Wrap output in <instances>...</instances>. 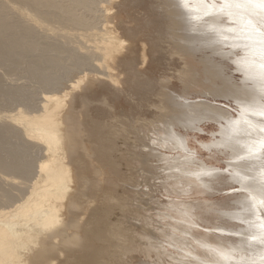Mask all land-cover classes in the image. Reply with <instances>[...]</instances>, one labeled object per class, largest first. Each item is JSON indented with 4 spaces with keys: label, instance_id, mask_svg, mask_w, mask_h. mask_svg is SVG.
Here are the masks:
<instances>
[{
    "label": "bare ground",
    "instance_id": "bare-ground-1",
    "mask_svg": "<svg viewBox=\"0 0 264 264\" xmlns=\"http://www.w3.org/2000/svg\"><path fill=\"white\" fill-rule=\"evenodd\" d=\"M138 1L0 0V264H119L131 255L148 257L170 247L178 253L175 261L186 252L208 259L209 253L197 248L193 240L217 245L212 254L223 264H264V245L259 244H264V211L257 209L258 214L253 215L243 200L245 193L259 192L264 185V133L259 131L264 100L259 96L238 100L239 119L233 117L218 128L216 140L204 146L230 154L226 167L231 173L226 182L242 190L232 207L218 212L220 220L229 225L213 227L232 234V239L216 236L211 240L196 229L185 236L184 222L192 216L204 222L196 205L183 201L170 202L166 208L162 205L161 221L168 218L175 225L170 232L164 227L153 228L143 215L140 225L135 222L127 227L117 218L123 214L138 217L153 209L146 208L145 198L137 196L139 190L132 185L131 176L121 186L126 176L120 158L129 156L127 164L142 170L151 168L157 158L142 150L141 138H133L145 124L134 120L137 128L130 134L115 128L124 122L111 116V100L127 96L138 100L137 107L144 106V99L157 87L154 82L146 87L140 77L150 51L158 53L159 59L175 51L184 63L201 54L204 72L220 81L209 93L218 91L224 76L221 64L209 58L219 57L215 45L206 36L190 34L182 18L172 17L169 0H155L159 10L152 17L165 19L159 24L168 30L164 35L169 42L149 35L148 48V36L140 39L138 67L136 52L128 44L135 40L130 28L121 23L125 34L121 35L114 22V14L119 15L114 11L116 4L118 8L131 7ZM95 4L98 10L87 17V9ZM190 11L196 19L203 15L200 8ZM63 55L67 59L64 81L52 72L59 68ZM188 72L193 74L188 67L179 74L183 82L192 79ZM5 75H27L41 82V91L36 97L24 84L4 83ZM94 85L107 89L100 92L107 98L89 99L86 92L95 91ZM178 98L173 93L166 96L171 105L161 107L159 120L169 117L190 166L186 176L162 174L160 187L167 193L190 195L211 189L221 175L205 162H193L189 143L176 128H197L199 121L189 117V102ZM105 117L114 130L107 129ZM208 172L212 174L205 175Z\"/></svg>",
    "mask_w": 264,
    "mask_h": 264
},
{
    "label": "rangeland",
    "instance_id": "rangeland-1",
    "mask_svg": "<svg viewBox=\"0 0 264 264\" xmlns=\"http://www.w3.org/2000/svg\"><path fill=\"white\" fill-rule=\"evenodd\" d=\"M96 5L98 4L92 5V8L87 9L85 14L87 17L90 16L93 17V13L98 10V8L94 7ZM156 6L157 3L155 2V0H140L131 7L126 6L123 8H118L117 4L114 6V11L119 14V15L114 14L115 15L114 22L116 24L118 31L120 32L121 35H125L123 28L121 26V23H123L125 24V26H128L130 28L132 37L135 38V40H129L128 44L131 47H133V50L136 52V56L138 57V61H137L138 67L141 66L140 56L142 50L139 47L140 39L145 40L144 36H148V40L146 41L148 48L150 46L149 35L153 38L161 37L166 42H169L167 34L164 35V33H166L168 30L162 28L159 24L160 21H165V19L160 20V18H152L155 17L154 12L159 10V8H156ZM88 10L91 12H88ZM166 46L167 44H165V49L168 50ZM174 53L175 51L172 52V56L168 55L170 53H167L164 55V58L159 59L158 53L154 52L152 54V51L149 52L148 61L146 62L147 65L142 68L140 77L141 79H143V82L145 83L146 87L151 82H154L155 86L157 87L154 91L150 93L149 96H147L144 99V106L137 107L138 100L128 99L127 96L125 97L120 96V98L111 100L110 103V106L112 108L111 116L116 115L120 120L124 122L123 125L124 127L121 125H115L116 126L115 128H117L119 132L123 130H127L128 134L133 132L137 128L136 125L133 124L134 120H137L141 126L142 124L147 125L149 123L158 121L160 119V115L163 114V109H161V107L171 105L169 101L166 100V96L169 94L171 95V93H173L174 96L179 97L178 101H182L185 98L187 103V101L189 102V100L187 99L188 97H191L196 94H203L204 92H210L209 89H213L218 83H220L219 79L215 80L213 79L211 74L204 72L206 71L204 70L205 69L204 63L200 62L202 56L201 54H197V56L194 57L191 61L189 60L186 61V63H184L178 60ZM206 55H210V54L207 53ZM209 58H211V62L213 63L217 62L218 64H221V69L224 72L223 74L225 75V63L221 61L220 57L211 56ZM61 59L62 60L61 63L59 64V68L57 70H53L52 72L56 76L60 77L62 81H64V79H67V75L65 73L66 71L65 64L67 59L65 55H63ZM186 67L192 69L193 74L188 72L187 73L188 75L190 76L192 75L191 77L192 79L190 81L183 82L179 74L181 72H186ZM143 71L145 72L143 73ZM0 72L2 73L3 71L0 70ZM3 81L4 83L12 84V85L24 84L27 89L35 92L34 93L35 96L38 95L41 91V82L36 81L34 79L32 80L27 75H21V76L5 75L3 77ZM186 85H189V87H185ZM101 86L104 87L103 85ZM94 87H95V91L86 92V95L89 96V99L94 101L99 97L107 98L104 94L100 93L102 91L107 92L106 91L107 89L103 90V88H100L97 85H94ZM37 103L38 101H36V105ZM77 106H78L77 110H80L81 105L78 104ZM89 106H94V105L90 104ZM93 116L95 117L94 112H93ZM96 118H98V115L96 116ZM105 121L108 124L107 129L114 130V127L112 126V123H110L109 118L105 117ZM144 127L138 129L139 130L138 135L134 134L133 136L134 140H137L139 138L143 140L141 132ZM176 129L179 130L183 136L192 135L190 132L186 133L184 127L182 126H179ZM217 129L218 128L215 125L207 126V130L212 132L213 139L211 140V142L214 141V139L216 140L214 136L217 132ZM115 133L118 134L117 132ZM117 136L119 138V134ZM196 139H199L201 141H208L209 137L206 135H202L197 137ZM136 143L138 142L136 141ZM187 143H189L190 151L193 147H196L195 143L191 141ZM134 144L135 142L133 143V145ZM210 154H215V159L205 161V163L207 164L206 166H210L213 168L219 167L221 170L227 168L228 174H222L220 176L221 177L220 179L214 181L211 185V189H207L206 187L203 189H199L198 191L191 192L190 195L186 193H181L178 195L175 193L174 194L167 193L166 191H164L160 187V185H162L161 176L162 174H165V172L167 171L162 172L160 169L163 167V165L157 163L156 161L152 163L151 168L142 170V168L138 167L137 165L129 166L127 164L126 160L129 158V156L126 155L122 159L120 158V163H119L120 169H122V172L126 176V179H123L122 181L123 183H121V186L127 184L124 182L128 180L131 176L132 180L130 179V181H133L132 185H135L134 186V188L136 187L135 190H139V194L137 196L142 197L143 199L145 198L144 202H147V205H145V207L147 206L146 208L152 206L153 209L152 211H150L151 209L148 208L146 210L147 212L141 211L142 212V213L140 212L141 215L138 217L136 216L137 218L135 217L134 214H129V215L123 214L121 216H118L117 218H119L120 221L124 224V226L127 227L130 224H135V222H136L135 225H140L143 222V219L141 217L143 215L145 218H148L153 228L160 229V227H164L166 232H170L174 224L171 223V220L168 218L162 221L161 220L157 221L155 219L156 213L163 211L161 210L162 205L169 206L168 204L170 202L172 203L175 201L176 202L183 201L188 204L192 203L196 205V207L198 208L197 211L198 214L202 215L204 223H202L199 220L196 221L198 225L196 232H199L206 237L208 236L211 240L212 238L216 239V236L218 237V239H224V240L232 239L233 237L232 234L226 232L221 233L219 232V230L213 229V227H219L222 225L227 227L229 225L228 223H225L223 220H220L219 218L220 216L218 215V212H221V210H224L225 208L232 207L237 200V196L241 192L232 193V189L235 188V186L227 184L226 182L227 176L231 173V169L226 167L227 162L229 160L226 158L227 155L221 152L218 153L214 149L206 150L205 148L204 151L201 152L199 155L201 158H203L205 156H209ZM220 154H224V155H220ZM146 172L148 173L146 174ZM123 192L125 193V190H123ZM146 197H151V198L150 200L148 198L147 200L149 201H146ZM150 202L151 204H149ZM134 219H138V220H134ZM128 222L129 224H127ZM210 230H211L210 235H206V233H209ZM156 242L160 243V240L157 239ZM259 244L264 245L261 242ZM108 246L114 247V245H108ZM159 251L160 254H151L148 257L144 256L143 254L137 253L131 255V257H129L130 259L127 258L125 260L120 261L119 264H154V262L158 260L163 261V264H173V261H175V259L177 260L178 258V256L176 257V254H178L177 251H175L171 247L167 248L166 251L162 249ZM169 257H171V259H169Z\"/></svg>",
    "mask_w": 264,
    "mask_h": 264
},
{
    "label": "clouds",
    "instance_id": "clouds-1",
    "mask_svg": "<svg viewBox=\"0 0 264 264\" xmlns=\"http://www.w3.org/2000/svg\"><path fill=\"white\" fill-rule=\"evenodd\" d=\"M168 7L172 17L182 18L188 25L190 34L206 36L209 43L215 45V54L225 63V75L216 93L204 92L187 98L188 115L199 121V127L185 129L186 133L190 132L192 135H185L183 139L185 143L189 141L195 143L196 147L191 149L190 154L193 162L200 165L207 160L215 159V154L203 158L199 155L204 151V146L213 139L212 132L207 130V126L215 125L220 128L232 121L234 116L239 119L238 100L243 98L254 100L256 96L264 100V0H169ZM194 8L203 9V15L198 19L194 18V13L190 11ZM260 119L259 131L264 133V113H261ZM141 135L144 140L142 150L157 158V163L163 165L160 170L163 172L167 169L165 175L168 173L187 175L185 170L190 165L177 144V133L169 117L165 116L161 120L147 124ZM202 135L208 136V141L196 139ZM226 158L231 159L230 154ZM214 171L218 175L228 174L227 168L221 170L216 167ZM211 174V172L205 173L207 176ZM190 186L204 185L190 184ZM241 191L239 188L232 189V193ZM243 200L248 205V211L253 215L258 214L257 209L264 211V185L259 192L245 193ZM257 200L259 204L256 203ZM166 207L168 206H164ZM163 218V211L156 213L157 221ZM196 219L192 216L190 221L184 222L185 236L187 232L198 228ZM160 232L163 234L162 229ZM175 234L173 229V235ZM149 243L152 241L149 240ZM193 244L208 252L209 258L201 260L191 252H186L184 258L173 261V264H193V262L223 264L219 257L212 254L217 245L206 240H193ZM160 247H164L163 243ZM154 264H163V261L158 260Z\"/></svg>",
    "mask_w": 264,
    "mask_h": 264
}]
</instances>
